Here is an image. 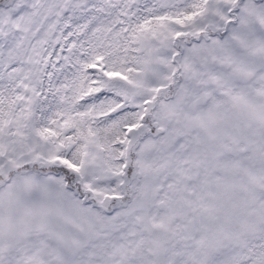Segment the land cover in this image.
<instances>
[{"label": "snow or ice", "instance_id": "1", "mask_svg": "<svg viewBox=\"0 0 264 264\" xmlns=\"http://www.w3.org/2000/svg\"><path fill=\"white\" fill-rule=\"evenodd\" d=\"M0 264H264V0H0Z\"/></svg>", "mask_w": 264, "mask_h": 264}]
</instances>
